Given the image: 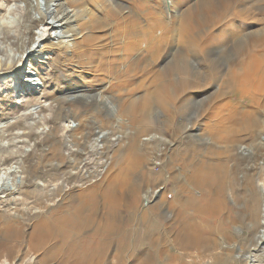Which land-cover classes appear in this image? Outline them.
<instances>
[{
	"label": "rangeland",
	"instance_id": "rangeland-1",
	"mask_svg": "<svg viewBox=\"0 0 264 264\" xmlns=\"http://www.w3.org/2000/svg\"><path fill=\"white\" fill-rule=\"evenodd\" d=\"M100 1L74 48L22 62L25 6L0 0V168L24 176L0 193V264H264V94L233 74L264 0ZM227 102L231 141L209 113Z\"/></svg>",
	"mask_w": 264,
	"mask_h": 264
},
{
	"label": "bare ground",
	"instance_id": "bare-ground-1",
	"mask_svg": "<svg viewBox=\"0 0 264 264\" xmlns=\"http://www.w3.org/2000/svg\"><path fill=\"white\" fill-rule=\"evenodd\" d=\"M21 1L25 6L26 13L24 14L23 18L25 19L28 33L27 36H21V38L16 43L17 45L16 52L19 54L20 61L22 60L24 61L27 56L30 57L36 55L37 53H41L46 48H51V47L58 49L74 48L76 44V40L72 38L80 35L81 27L84 26L88 21H90L92 17H95L97 12V10L94 12L95 10L94 7H92L91 9L90 7L86 6V4H84L86 2L82 3L81 0H21ZM92 2L94 3V6L97 8L99 7L101 9L104 7L102 3L100 4V2H102L100 0H92ZM106 9L108 10V7ZM41 26L44 27L45 29L43 32L38 33L37 29H39V27ZM48 33L50 34L52 33V35ZM241 46H244V56H243L244 59L242 58L243 62L241 61L242 66H239L233 70V74L238 78V89L239 90L242 89L243 91L246 92L247 91L251 92L253 89L254 90L253 92L258 91L259 94H264V45H261V43L258 42L254 44L252 40H250L248 42H245ZM179 67H181V65ZM182 83L183 85H185L186 81L182 80L180 84L182 85ZM253 94L257 95V93H253ZM169 96L170 98H173L176 96V93H169ZM155 98L162 99L161 91L159 92L158 90L156 92ZM102 99L103 98L101 96L100 100ZM249 99L252 105L254 103L257 104L254 95H252ZM112 103L108 102V104H106L108 111L110 112L115 111L116 115L118 117H121L120 116L121 112L117 110L116 106L113 105ZM133 106L135 105L132 104L130 109H128V112L131 113L132 115L135 113V111H137L135 108H133ZM233 106L228 104L227 102L226 104L216 105L215 107L209 109L210 117L215 120V123L213 124L214 126L211 127L212 130L216 132L217 130H219L221 134H225V138L227 141L233 140L234 135L237 134L235 131H232L231 128L232 127L231 124L234 122L233 120L237 117L235 114L237 108ZM227 107L229 110H225ZM61 115L64 116L63 114ZM72 115L73 117L75 116L74 114ZM69 117L70 115L68 116V118ZM73 117L70 118V120L68 121L70 125H68L66 129L68 131H71L72 134H74V136H76L75 134H83L82 133L83 128L81 129L82 131L80 130V122H77ZM101 134L103 135L97 138V145L104 148L106 146L107 139L109 138L108 136L109 132L103 131ZM261 142L264 144V136L261 137ZM73 164H74L73 168L75 169V166L77 165L76 160H73ZM262 164L264 166V160ZM209 166L211 171H212V167L213 170L215 169L214 168L215 165L210 164ZM18 169L19 168L17 169L0 168V193H3L5 190L7 191L10 188H18L19 183L21 182V181L19 182L18 179L21 177V180L22 179L24 180V176L22 175L23 173L19 175L18 173H21V170L19 169L20 170L19 171ZM220 169H223V167H221ZM205 177L206 178L208 177L207 178L208 181L211 180L213 182L214 179L217 180V176L213 171L210 172L209 175ZM262 190L264 197V185ZM108 195L113 196L110 193ZM113 202L115 201L112 199L111 203L113 205L116 204V202L118 203L119 201L117 200L115 203ZM114 207L110 208V210L108 211H114L113 209ZM261 226L262 229L260 231V234L257 236L256 242L250 251L254 250L255 247L257 248L259 244L264 242V209L262 214ZM245 258L247 264L255 263L254 256L251 252H248Z\"/></svg>",
	"mask_w": 264,
	"mask_h": 264
}]
</instances>
